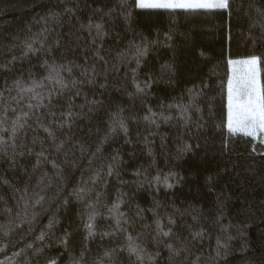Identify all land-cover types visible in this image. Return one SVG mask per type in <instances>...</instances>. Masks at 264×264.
<instances>
[{
    "label": "trees",
    "instance_id": "obj_1",
    "mask_svg": "<svg viewBox=\"0 0 264 264\" xmlns=\"http://www.w3.org/2000/svg\"><path fill=\"white\" fill-rule=\"evenodd\" d=\"M252 56L264 90V0H0V264H264V136L227 128Z\"/></svg>",
    "mask_w": 264,
    "mask_h": 264
},
{
    "label": "snow or ice",
    "instance_id": "obj_2",
    "mask_svg": "<svg viewBox=\"0 0 264 264\" xmlns=\"http://www.w3.org/2000/svg\"><path fill=\"white\" fill-rule=\"evenodd\" d=\"M137 7L159 9V10H183V11H196V10H212V9H228L229 0H137ZM259 11V9H258ZM96 28L99 30L101 25L97 24ZM147 48H140L137 46V56H144ZM139 64V60H137ZM258 58L252 56L245 60L228 61L230 74L227 80V128L230 133L240 132L245 136L256 138L258 135L264 136V90L261 89L258 75ZM51 78V77H50ZM91 82V81H90ZM71 115V113H69ZM149 119V117H145ZM114 121L118 123L119 127L123 131H127L126 125L122 119ZM115 131V127L112 128ZM2 143V142H0ZM59 149V145L57 146ZM55 167V165H53ZM108 174H112V166H109ZM159 179L158 177L156 178ZM165 183L167 181L165 180ZM171 185H169L170 187ZM84 190L79 189L77 195ZM39 203V201H36ZM91 207V206H90ZM119 208V204L113 205L110 211H114ZM95 219V213L89 215V222L85 225L88 229V235H94L93 221ZM171 222V221H170ZM119 224V220H117ZM159 226V225H158ZM165 236L169 235V232L163 233ZM7 235V232H5ZM107 235V233H105ZM199 235V233H197ZM43 239V235L40 237ZM131 239V238H129ZM31 247V245H29ZM2 251V249H0ZM135 244H129V255H135L137 260L143 261V256ZM171 251V248H170ZM177 252H173V255H177ZM106 256L111 258V254L106 253ZM83 253H81V259ZM81 259L72 261V264H81ZM49 264H56L55 260L49 262ZM100 264V262H97Z\"/></svg>",
    "mask_w": 264,
    "mask_h": 264
},
{
    "label": "rangeland",
    "instance_id": "obj_3",
    "mask_svg": "<svg viewBox=\"0 0 264 264\" xmlns=\"http://www.w3.org/2000/svg\"><path fill=\"white\" fill-rule=\"evenodd\" d=\"M136 5H137V0H136ZM139 8V7H138ZM250 58V57H248ZM248 58H242V59H238V60H233V61H239V60H245V59H248ZM259 136V135H258Z\"/></svg>",
    "mask_w": 264,
    "mask_h": 264
}]
</instances>
